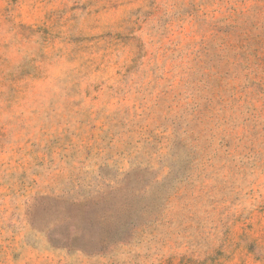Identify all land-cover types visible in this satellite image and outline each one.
<instances>
[{
	"label": "rangeland",
	"instance_id": "rangeland-1",
	"mask_svg": "<svg viewBox=\"0 0 264 264\" xmlns=\"http://www.w3.org/2000/svg\"><path fill=\"white\" fill-rule=\"evenodd\" d=\"M0 264H264V0H0Z\"/></svg>",
	"mask_w": 264,
	"mask_h": 264
}]
</instances>
